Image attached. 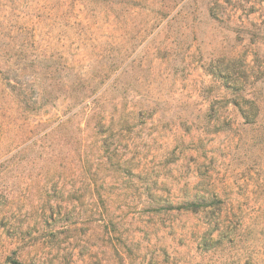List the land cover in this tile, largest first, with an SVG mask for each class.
<instances>
[{
  "label": "rangeland",
  "instance_id": "rangeland-1",
  "mask_svg": "<svg viewBox=\"0 0 264 264\" xmlns=\"http://www.w3.org/2000/svg\"><path fill=\"white\" fill-rule=\"evenodd\" d=\"M0 264H264V0H0Z\"/></svg>",
  "mask_w": 264,
  "mask_h": 264
}]
</instances>
